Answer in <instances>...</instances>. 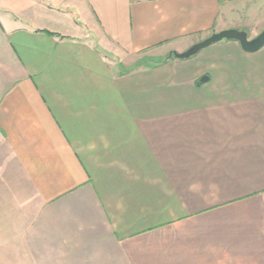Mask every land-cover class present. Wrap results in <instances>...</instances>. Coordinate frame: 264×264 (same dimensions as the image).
<instances>
[{"label": "crops", "instance_id": "obj_1", "mask_svg": "<svg viewBox=\"0 0 264 264\" xmlns=\"http://www.w3.org/2000/svg\"><path fill=\"white\" fill-rule=\"evenodd\" d=\"M255 1L0 0V264H264Z\"/></svg>", "mask_w": 264, "mask_h": 264}, {"label": "water", "instance_id": "obj_2", "mask_svg": "<svg viewBox=\"0 0 264 264\" xmlns=\"http://www.w3.org/2000/svg\"><path fill=\"white\" fill-rule=\"evenodd\" d=\"M222 40H236L241 44L242 48L245 51L256 52L264 47V29L254 38H251L249 36V33L245 30H241L238 28L224 29L222 31L215 32L204 40L192 45L188 50L184 52H172L171 56L183 59L190 58L199 53L207 46H210Z\"/></svg>", "mask_w": 264, "mask_h": 264}, {"label": "rangeland", "instance_id": "obj_3", "mask_svg": "<svg viewBox=\"0 0 264 264\" xmlns=\"http://www.w3.org/2000/svg\"><path fill=\"white\" fill-rule=\"evenodd\" d=\"M245 14L249 17L247 25L242 27V30H245L249 33L251 38L256 37L259 33H261L264 29V0L255 1L252 6L245 12ZM149 60L147 56L145 58H141V60L135 62L133 68L141 66L144 61ZM150 61H157L156 59H150Z\"/></svg>", "mask_w": 264, "mask_h": 264}]
</instances>
